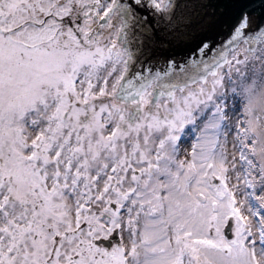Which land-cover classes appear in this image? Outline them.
<instances>
[{
    "label": "snow or ice",
    "instance_id": "6c2138e0",
    "mask_svg": "<svg viewBox=\"0 0 264 264\" xmlns=\"http://www.w3.org/2000/svg\"><path fill=\"white\" fill-rule=\"evenodd\" d=\"M0 264H264V0H0Z\"/></svg>",
    "mask_w": 264,
    "mask_h": 264
}]
</instances>
